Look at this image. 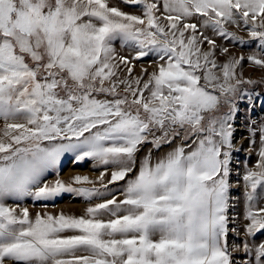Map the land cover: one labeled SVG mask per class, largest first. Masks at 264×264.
<instances>
[{
  "label": "snow or ice",
  "instance_id": "obj_1",
  "mask_svg": "<svg viewBox=\"0 0 264 264\" xmlns=\"http://www.w3.org/2000/svg\"><path fill=\"white\" fill-rule=\"evenodd\" d=\"M120 3L135 11L0 0V264H264V118L240 103L264 79H245L227 46L253 45L247 62L264 70V0ZM245 150L257 161L241 228L232 176ZM66 154L104 171L64 181ZM65 195L90 206L8 204Z\"/></svg>",
  "mask_w": 264,
  "mask_h": 264
},
{
  "label": "rangeland",
  "instance_id": "obj_2",
  "mask_svg": "<svg viewBox=\"0 0 264 264\" xmlns=\"http://www.w3.org/2000/svg\"><path fill=\"white\" fill-rule=\"evenodd\" d=\"M114 4H119L125 12H134L135 9L130 6H125L120 3V0H112ZM139 14V13H136ZM235 31V29H230ZM238 35L242 36L245 40H248L249 37L246 32H238ZM223 43V42H222ZM229 50L232 55L239 58L240 56L245 57L244 62L242 63V67L238 69L239 72H242L243 77L245 79H251L254 81H260L264 79V70L258 69L256 67L250 66L247 62V57L251 55L254 51H256L253 45H244L237 46L228 44ZM126 54V53H123ZM145 66H148V63H145ZM151 70V69H149ZM136 71L139 72V64L137 65ZM246 91L253 95V100L249 101L247 98L241 101V110L242 115L248 114L251 115V111L245 112L246 109H250L252 104H257L255 107V115L253 118L260 119L264 118V109L260 107V105H264V85L256 84V85H243L242 86ZM238 124H242L243 121H238ZM244 129L240 128L236 133V143L237 147L243 146L245 149L248 147V141L246 139H241V135L243 134ZM147 151V149H145ZM143 155V153H141ZM257 161V156L255 152L249 153L248 151H241L239 153L234 154L233 161V176L232 180L234 183V192L236 193V200L234 201L235 207L232 209V214L239 220V227L242 228L244 220V187H243V175L245 174L246 169L254 168ZM60 176L59 178L64 181H70L73 176H87L89 179L96 181L101 172L104 171L103 166L94 165L92 161L75 163L73 161V157L71 154H66L64 158H62L60 165ZM107 178V177H106ZM55 179L54 174H49L47 180L51 182ZM122 183V182H121ZM87 187H91L92 185H85ZM97 188H101V185L97 183L95 185ZM112 188L113 192H116V188L114 186H109ZM17 203L19 208L27 207L31 214L35 215L37 212H48L49 214H59L61 212L68 215H82L85 209L90 206V202L85 201L83 198L74 197L71 195H65L63 197L57 198L54 201L47 202H33L31 198H24L19 202H13L11 200L8 201L10 206L16 207Z\"/></svg>",
  "mask_w": 264,
  "mask_h": 264
},
{
  "label": "bare ground",
  "instance_id": "obj_3",
  "mask_svg": "<svg viewBox=\"0 0 264 264\" xmlns=\"http://www.w3.org/2000/svg\"><path fill=\"white\" fill-rule=\"evenodd\" d=\"M245 210V209H244Z\"/></svg>",
  "mask_w": 264,
  "mask_h": 264
}]
</instances>
